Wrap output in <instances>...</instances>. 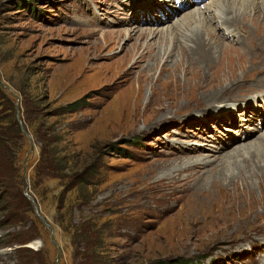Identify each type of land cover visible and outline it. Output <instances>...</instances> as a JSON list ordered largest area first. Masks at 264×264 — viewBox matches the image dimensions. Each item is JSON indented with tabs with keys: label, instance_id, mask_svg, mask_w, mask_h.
Segmentation results:
<instances>
[{
	"label": "rangeland",
	"instance_id": "1",
	"mask_svg": "<svg viewBox=\"0 0 264 264\" xmlns=\"http://www.w3.org/2000/svg\"><path fill=\"white\" fill-rule=\"evenodd\" d=\"M139 1L0 0L3 90L41 109L25 128L17 113L34 144L25 178L24 134L2 167L23 182L0 204V264H264V0ZM207 4L235 21L203 12L211 80L176 48ZM54 148L78 182L92 168L89 185L37 177Z\"/></svg>",
	"mask_w": 264,
	"mask_h": 264
},
{
	"label": "trees",
	"instance_id": "2",
	"mask_svg": "<svg viewBox=\"0 0 264 264\" xmlns=\"http://www.w3.org/2000/svg\"><path fill=\"white\" fill-rule=\"evenodd\" d=\"M20 106L21 107L17 108L14 100L4 92L3 88L0 87V115H1L0 122L2 123L3 121L6 120L5 122L7 124V126L0 125V204L4 203L6 204V206L11 204L14 200V198L11 200L12 196L10 195L14 186L19 184L18 183L19 180L21 183L23 182L21 175H20V179L18 180L15 179L14 176L10 178V173L8 171L5 172L2 169L3 164L4 165L5 163L8 164V162L10 164L12 163L11 159L15 158V153H14L15 151H13V149L17 148L15 142L22 140L24 137L22 130H21V126L18 122L17 113L19 112L20 108L23 109V113L25 117L23 118L22 117L23 115H22L19 120H21L24 128L26 127V125L30 124L31 119H32L30 118L31 116H35L36 114L41 113L39 101L34 102L32 100L29 103L27 102V99L25 97H22V104ZM75 107H76V104H71L69 106H66L64 111L67 112L70 110H74ZM57 152H58L57 148L49 149V150L48 149L41 150V154L35 164V168H36L35 170L37 173V177L45 178L49 176H57L63 179L67 178L70 180V182L68 183L67 186H65L66 190H70L77 184L89 185V183L87 182V177L89 174H91L92 168L90 169L88 168V170L84 169L85 171L82 173L81 179L78 182L77 173L70 171L71 170L70 159L65 156L58 157L55 154ZM12 175H14L13 171H12ZM18 178H19V175H18ZM20 198L21 200H23V203L27 204L26 206L29 207V210L32 211L31 203L24 196L23 191L20 192ZM15 206L17 207V203H15ZM15 206H13V209ZM14 215L17 216L16 213ZM6 221H9V219H6ZM87 250L89 249L87 248ZM26 251H30V250L29 249L25 250V248H17L18 253H22ZM19 261L21 262V264H31L30 259H27L26 257H23V259L21 257Z\"/></svg>",
	"mask_w": 264,
	"mask_h": 264
},
{
	"label": "bare ground",
	"instance_id": "3",
	"mask_svg": "<svg viewBox=\"0 0 264 264\" xmlns=\"http://www.w3.org/2000/svg\"><path fill=\"white\" fill-rule=\"evenodd\" d=\"M198 1H200V0H189V1L187 0L186 4H193V3L195 4ZM138 3H140L139 0H138ZM209 6L210 5L207 4V5H204L201 10L197 9L193 13L188 12L189 14H194L195 16H197L199 21L200 20L202 21L201 22V31H196V32H194L192 34L190 33L189 36H186V39H184L183 43H179V45L176 46L177 50L180 53V56H186L190 61H193V63H195V64H203L206 68L213 67L214 69H216V72L214 74H211V75L210 74H206L204 76V80H206V79L209 80V78L214 76V75L216 77L221 68H219V65H220L219 63L217 64V66H212L213 64L217 63L218 59L214 58V55H213V53L211 51L210 41L212 40L213 43H215V42H218L219 39L215 35H213L214 32H213V30L211 28V24L204 18L205 14H203V12L207 13V12L211 11V12H213V14L215 15L216 18L224 19V20H227V21L235 23L234 18H228L227 17L228 16L227 15V12H228L227 9L221 8V9H224V12L221 13V12H219L221 9L220 10H218V8L217 9H209ZM142 9L143 8L140 7L139 11L140 10L142 11ZM183 10H185V7H182V8L179 9L178 7H176L174 5L172 11L170 10V12L165 13L166 14L165 19H163V18H161L159 16L158 19H156L155 21H157V20L160 21L159 26L163 25V24L166 23V21H168L170 19L171 15H173L177 11L182 12ZM200 15H202L203 17L201 18ZM208 20H209V18H208ZM229 24H226L223 20H221L220 23H219V25H222L225 29L232 28V26L229 25ZM230 35H232L231 32H226V34H225V36H227L228 39H229ZM213 37H214V39H212ZM217 39H218V41H217ZM237 40H238V38H237ZM172 48H173V46H172ZM174 49H175V47H174ZM163 52L164 53H162V54H165L167 56L166 58H168V56L172 53L171 50H168V47ZM156 55H157V53H156ZM211 79H213V78H210V80ZM250 130H253V129H250ZM202 161L203 160L199 161L196 165L193 164L194 167L195 168H199L200 165L202 167H205V165L211 163L210 160H205L203 162ZM193 165H189V166H193ZM196 166H198V167H196Z\"/></svg>",
	"mask_w": 264,
	"mask_h": 264
},
{
	"label": "water",
	"instance_id": "4",
	"mask_svg": "<svg viewBox=\"0 0 264 264\" xmlns=\"http://www.w3.org/2000/svg\"><path fill=\"white\" fill-rule=\"evenodd\" d=\"M0 87L3 88V89H7V87L4 85V83L0 80ZM19 123L21 124V122L19 121ZM21 130H22V133L28 138L29 140V151L27 152L26 156L24 157V160H23V177L25 178V173H26V165H27V162H28V159H29V156L33 153L34 151V144L32 142V139L29 137V135L27 134V132L25 131V129L21 126ZM25 195L27 196V198L31 201L33 207H34V210L36 213H38V210H37V207H36V203H35V200L27 193V191H25ZM39 218L41 219V222L43 223V225L45 227H48L51 235H50V240H51V243L57 248V251H58V255H57V263L59 262V258L61 256V248L59 247V245L56 243L55 239H54V236H53V230L52 228L45 222V220L42 219L41 216H39Z\"/></svg>",
	"mask_w": 264,
	"mask_h": 264
}]
</instances>
